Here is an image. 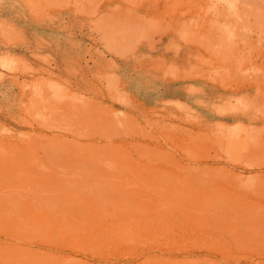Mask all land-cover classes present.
<instances>
[{
    "label": "rangeland",
    "instance_id": "1",
    "mask_svg": "<svg viewBox=\"0 0 264 264\" xmlns=\"http://www.w3.org/2000/svg\"><path fill=\"white\" fill-rule=\"evenodd\" d=\"M0 0V264H264V0Z\"/></svg>",
    "mask_w": 264,
    "mask_h": 264
},
{
    "label": "bare ground",
    "instance_id": "2",
    "mask_svg": "<svg viewBox=\"0 0 264 264\" xmlns=\"http://www.w3.org/2000/svg\"><path fill=\"white\" fill-rule=\"evenodd\" d=\"M223 3H227L230 4V6L232 7L233 5L228 1V0H220ZM144 264H160L159 261H154L152 259H148V261H145Z\"/></svg>",
    "mask_w": 264,
    "mask_h": 264
}]
</instances>
